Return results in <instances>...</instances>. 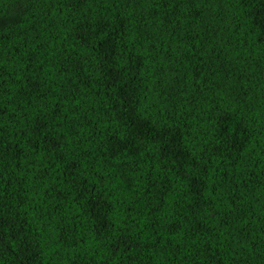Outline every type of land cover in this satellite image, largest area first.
<instances>
[{
  "label": "trees",
  "instance_id": "16d2710c",
  "mask_svg": "<svg viewBox=\"0 0 264 264\" xmlns=\"http://www.w3.org/2000/svg\"><path fill=\"white\" fill-rule=\"evenodd\" d=\"M0 264H264V0H0Z\"/></svg>",
  "mask_w": 264,
  "mask_h": 264
}]
</instances>
